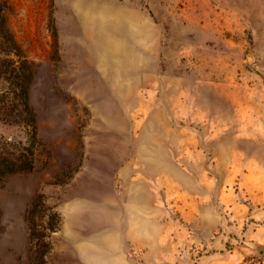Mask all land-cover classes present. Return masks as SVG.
<instances>
[{"label":"rangeland","instance_id":"rangeland-1","mask_svg":"<svg viewBox=\"0 0 264 264\" xmlns=\"http://www.w3.org/2000/svg\"><path fill=\"white\" fill-rule=\"evenodd\" d=\"M2 1L40 142L0 56V154L34 153L0 181V264L46 249L39 192L46 264H264V0Z\"/></svg>","mask_w":264,"mask_h":264},{"label":"trees","instance_id":"trees-1","mask_svg":"<svg viewBox=\"0 0 264 264\" xmlns=\"http://www.w3.org/2000/svg\"><path fill=\"white\" fill-rule=\"evenodd\" d=\"M0 56L4 60H8L7 71L11 77L10 84L12 85L18 108L20 109L19 113L23 117L22 119L28 124L29 139L33 143L40 142L35 113L29 101L30 85L33 79L32 65L8 24L6 5L2 0H0ZM27 150V153L25 152L17 158H10L8 155L0 154V181L12 173L30 172L34 170L33 150ZM40 205L43 206V194L39 192L35 195L28 213L29 239L34 244L45 245L46 249L44 251L38 249L37 254L40 252V255L39 257L37 256L35 264H46L44 255L48 252V242L44 239L48 235L43 238V236L39 237L36 233L38 223L35 217ZM43 214L39 218V221L43 223V227L51 233L57 231L59 223L58 214L48 206L44 208Z\"/></svg>","mask_w":264,"mask_h":264},{"label":"crops","instance_id":"crops-1","mask_svg":"<svg viewBox=\"0 0 264 264\" xmlns=\"http://www.w3.org/2000/svg\"><path fill=\"white\" fill-rule=\"evenodd\" d=\"M113 17L112 18H145V15L142 14L140 15L137 11L133 10L132 13L131 12H121V10L117 11L116 9L113 12ZM111 252H113L114 254H116L115 252L119 253V250H116V248H113L111 250Z\"/></svg>","mask_w":264,"mask_h":264}]
</instances>
